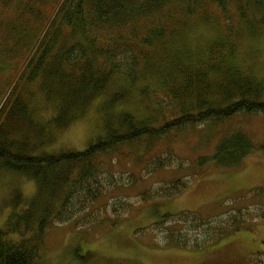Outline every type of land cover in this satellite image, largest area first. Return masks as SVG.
I'll list each match as a JSON object with an SVG mask.
<instances>
[{
    "label": "trees",
    "instance_id": "16d2710c",
    "mask_svg": "<svg viewBox=\"0 0 264 264\" xmlns=\"http://www.w3.org/2000/svg\"><path fill=\"white\" fill-rule=\"evenodd\" d=\"M206 1L223 17L224 38L214 40L198 59H178L176 49L160 56L164 46L183 44L182 32L192 21L206 19L199 16ZM263 29L264 0H0V169L37 185L33 198L13 201L14 211L0 228V264L40 261L53 227L104 223L117 228L120 215L133 205L117 200L102 209L96 205L119 187L113 167L127 158L123 148L239 115L264 116V79L233 64L243 31L256 36ZM146 68L163 76L155 106L141 117L122 104L137 93L155 98L157 91L139 84ZM28 89L52 109L49 120L34 119ZM95 102L103 134L84 151L36 152L47 146L44 138L68 129ZM254 151L249 135L235 129L217 140L211 157L196 163L236 168ZM164 165L158 162L156 170ZM185 189L186 183L177 180L160 186L154 196L169 199ZM149 192L140 194L141 203L153 198ZM154 214L140 231L153 234L161 244L156 246L183 252L202 250L245 225L242 214L225 219L193 212Z\"/></svg>",
    "mask_w": 264,
    "mask_h": 264
},
{
    "label": "rangeland",
    "instance_id": "374dc122",
    "mask_svg": "<svg viewBox=\"0 0 264 264\" xmlns=\"http://www.w3.org/2000/svg\"><path fill=\"white\" fill-rule=\"evenodd\" d=\"M215 9L206 1L199 10V16L206 14V19L202 16L192 21L182 32L183 44L176 43L178 46L170 49L166 45L158 51L159 55L165 57L164 52L176 49L181 60L187 55L193 59L204 57L209 45L224 38L226 30L223 17ZM234 26L237 30L236 19ZM247 31L253 34L251 29ZM243 35L236 43L233 64L247 74L264 79V29L256 36H250L245 30ZM159 55L156 57L161 58ZM142 70L143 78L139 84L141 87L149 86L152 89L149 91H157L155 98L151 93L150 99L137 93L125 99L122 108L144 117L150 113L149 108L155 106L163 75L153 68ZM28 96L34 119L49 120L52 109L44 108L33 89H28ZM97 105L99 103L95 102L87 114L68 129L53 133L47 141L44 138L42 144L47 142V146L36 152L84 151L94 137L103 134ZM235 129L249 135L255 147L253 154L236 168L218 169L212 162L198 167L197 159L211 157L217 140ZM121 153L127 158L113 167L119 175V187L96 205L102 209L112 201L130 202L133 207L120 215L118 227L113 229L104 223L83 228L73 224L53 227L46 233L42 258L35 264H264V219H260L264 211L263 115H239L222 124L208 123L186 128L170 133L163 140L125 147ZM158 162L166 164L165 167L156 170ZM177 180L186 183L182 193L169 199L154 196L160 186ZM144 191H150L153 197L147 203H141L140 194ZM36 193L37 185L33 180L23 174L0 169V228L14 211V200L28 201ZM155 211L159 215L171 216L193 212L205 219L215 216L225 219L229 215L241 218L242 214L245 225L202 250L183 252L161 248L153 234L140 231L154 221Z\"/></svg>",
    "mask_w": 264,
    "mask_h": 264
},
{
    "label": "bare ground",
    "instance_id": "6f19581e",
    "mask_svg": "<svg viewBox=\"0 0 264 264\" xmlns=\"http://www.w3.org/2000/svg\"><path fill=\"white\" fill-rule=\"evenodd\" d=\"M122 212V211H121Z\"/></svg>",
    "mask_w": 264,
    "mask_h": 264
}]
</instances>
